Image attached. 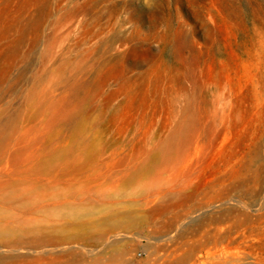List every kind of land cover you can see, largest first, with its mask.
I'll list each match as a JSON object with an SVG mask.
<instances>
[{
    "label": "rangeland",
    "instance_id": "obj_1",
    "mask_svg": "<svg viewBox=\"0 0 264 264\" xmlns=\"http://www.w3.org/2000/svg\"><path fill=\"white\" fill-rule=\"evenodd\" d=\"M0 264H264V0H0Z\"/></svg>",
    "mask_w": 264,
    "mask_h": 264
}]
</instances>
